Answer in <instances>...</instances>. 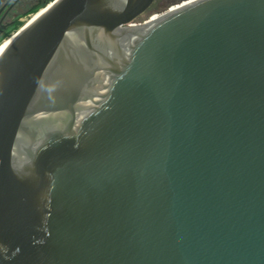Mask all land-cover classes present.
I'll return each mask as SVG.
<instances>
[{
  "label": "water",
  "instance_id": "1",
  "mask_svg": "<svg viewBox=\"0 0 264 264\" xmlns=\"http://www.w3.org/2000/svg\"><path fill=\"white\" fill-rule=\"evenodd\" d=\"M52 0L0 46V264H264V0Z\"/></svg>",
  "mask_w": 264,
  "mask_h": 264
},
{
  "label": "flooded vegetation",
  "instance_id": "2",
  "mask_svg": "<svg viewBox=\"0 0 264 264\" xmlns=\"http://www.w3.org/2000/svg\"><path fill=\"white\" fill-rule=\"evenodd\" d=\"M46 0H0V41L18 22Z\"/></svg>",
  "mask_w": 264,
  "mask_h": 264
},
{
  "label": "trees",
  "instance_id": "3",
  "mask_svg": "<svg viewBox=\"0 0 264 264\" xmlns=\"http://www.w3.org/2000/svg\"><path fill=\"white\" fill-rule=\"evenodd\" d=\"M51 1L52 0H46L45 3L36 7L35 9H33L29 14L32 15V14L36 13L42 6H45L46 4H48ZM183 1H186V0H156L155 3L153 4V6L149 9V11L141 19L144 20L145 18L149 17L153 13H162V12L168 10L170 7L177 5V4H180ZM23 25H24L23 21H18L11 28V30L3 37V39L0 41V44L3 40L9 38L12 35V33L19 30Z\"/></svg>",
  "mask_w": 264,
  "mask_h": 264
},
{
  "label": "rangeland",
  "instance_id": "4",
  "mask_svg": "<svg viewBox=\"0 0 264 264\" xmlns=\"http://www.w3.org/2000/svg\"><path fill=\"white\" fill-rule=\"evenodd\" d=\"M153 14H159V13H153ZM152 14V15H153ZM32 16H33V14L32 15H30V14H28V15H25L22 19V21H23V23L25 24V23H27L31 18H32ZM151 16V15H150ZM147 18H149V17H147ZM147 18H145L144 20H146ZM143 19H141L140 21H142ZM15 33V32H14ZM14 33H12V35L14 34ZM11 35V36H12Z\"/></svg>",
  "mask_w": 264,
  "mask_h": 264
},
{
  "label": "bare ground",
  "instance_id": "5",
  "mask_svg": "<svg viewBox=\"0 0 264 264\" xmlns=\"http://www.w3.org/2000/svg\"><path fill=\"white\" fill-rule=\"evenodd\" d=\"M8 43H9V42H5V43H3V44L0 46V51H2L4 48H6L7 45H8Z\"/></svg>",
  "mask_w": 264,
  "mask_h": 264
}]
</instances>
